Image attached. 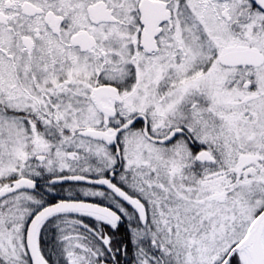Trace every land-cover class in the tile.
<instances>
[{
    "label": "snow or ice",
    "instance_id": "obj_1",
    "mask_svg": "<svg viewBox=\"0 0 264 264\" xmlns=\"http://www.w3.org/2000/svg\"><path fill=\"white\" fill-rule=\"evenodd\" d=\"M0 264H264V0H0Z\"/></svg>",
    "mask_w": 264,
    "mask_h": 264
}]
</instances>
